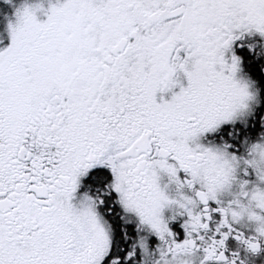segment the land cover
Segmentation results:
<instances>
[{
	"label": "snow or ice",
	"instance_id": "obj_1",
	"mask_svg": "<svg viewBox=\"0 0 264 264\" xmlns=\"http://www.w3.org/2000/svg\"><path fill=\"white\" fill-rule=\"evenodd\" d=\"M0 264H264V0H0Z\"/></svg>",
	"mask_w": 264,
	"mask_h": 264
},
{
	"label": "flooded vegetation",
	"instance_id": "obj_2",
	"mask_svg": "<svg viewBox=\"0 0 264 264\" xmlns=\"http://www.w3.org/2000/svg\"><path fill=\"white\" fill-rule=\"evenodd\" d=\"M4 23H5V21L3 18V10H2V11H0V30L3 29Z\"/></svg>",
	"mask_w": 264,
	"mask_h": 264
},
{
	"label": "rangeland",
	"instance_id": "obj_3",
	"mask_svg": "<svg viewBox=\"0 0 264 264\" xmlns=\"http://www.w3.org/2000/svg\"><path fill=\"white\" fill-rule=\"evenodd\" d=\"M6 9H7L6 11L10 13V9L9 8H6Z\"/></svg>",
	"mask_w": 264,
	"mask_h": 264
},
{
	"label": "trees",
	"instance_id": "obj_4",
	"mask_svg": "<svg viewBox=\"0 0 264 264\" xmlns=\"http://www.w3.org/2000/svg\"><path fill=\"white\" fill-rule=\"evenodd\" d=\"M7 9L5 8V9H3V11H6Z\"/></svg>",
	"mask_w": 264,
	"mask_h": 264
}]
</instances>
